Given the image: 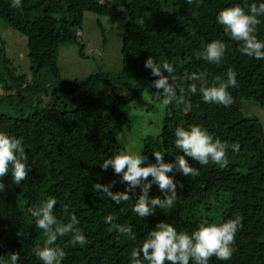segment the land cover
<instances>
[{
	"label": "trees",
	"instance_id": "1",
	"mask_svg": "<svg viewBox=\"0 0 264 264\" xmlns=\"http://www.w3.org/2000/svg\"><path fill=\"white\" fill-rule=\"evenodd\" d=\"M262 2L21 0L20 6L12 7L9 0H0V19L25 37L31 76L43 70L50 85L40 89L52 91L44 106L35 105L26 114L0 113V131L23 137L28 153L26 163L31 166L27 180L19 185L12 182L11 172L2 178L5 189L0 192V258L8 261L10 253L18 252V264H43L33 249L42 245L44 234L35 226L28 209L55 197L57 219L67 222L63 205H68L69 212L80 220L78 227L88 241L84 246L73 247L68 244L70 237H61L57 244H68L62 264H131L132 249L142 243L159 221L172 224L177 231L192 232L204 220H226L236 214L243 217V227L236 235L232 258L221 261L212 257L209 264H264V139L259 122L244 116L239 104L242 99H251L264 109V60L242 54L240 44L225 34L216 19L225 7ZM85 12L122 20L120 68L114 73H94L70 82L60 80L56 65L58 47L76 42V29ZM138 19H144V24H138ZM261 20L257 37L264 41V17ZM213 39L223 40L228 46L219 65L196 55ZM1 52L0 43V104L10 108L16 103L23 106L28 98L21 92L36 85L27 83L21 87L25 80L7 71ZM149 56L158 63L172 64L179 77L177 83L185 89L198 83L191 79L193 72L206 73L211 85L216 76L226 78L229 69L235 70L238 86L229 89L234 103L227 107L205 103L199 92L187 94L192 103L190 111L175 101L164 106L158 135L145 137L139 150L147 157L145 163H155L153 152H164L165 162H173L177 154L184 155L174 144V131L179 126L200 125L229 145L238 143L239 151L229 148L226 168L212 163L201 166L185 156L200 170V175L189 177L175 171V206L170 211L157 209L155 216L141 219L131 210L135 197L117 205L95 191L93 184L114 181L113 192L125 190L111 166L103 171L100 163L124 150L116 137L127 121L128 103L144 91L157 97L152 87L156 77L144 67ZM82 88L87 94L79 93ZM64 95L65 103L61 101ZM68 103H74V107L67 108ZM136 191L138 194L139 189ZM149 195L163 198L155 184ZM223 204L221 211L212 216ZM110 214L115 215V223L132 226L135 241H129L104 222Z\"/></svg>",
	"mask_w": 264,
	"mask_h": 264
},
{
	"label": "clouds",
	"instance_id": "2",
	"mask_svg": "<svg viewBox=\"0 0 264 264\" xmlns=\"http://www.w3.org/2000/svg\"><path fill=\"white\" fill-rule=\"evenodd\" d=\"M193 0H187L191 4ZM21 0H11L12 7H18ZM264 17V2L256 4H234L221 9L217 14V23L223 27L225 34L233 41L240 44L242 54L256 60H264V41L258 39V26ZM138 24H144V19H138ZM227 45L223 40L213 39L207 42L197 57L212 64L219 65L226 54ZM144 67L151 70V75L156 77L152 81L157 98H162L163 106L167 107L173 102L184 106L190 111L192 103L187 95L199 92L205 103L223 105L225 107L234 103L229 91L238 86L237 74L234 69H229L226 78L215 77V82L209 84L204 72H193L191 79L198 83H191L187 89L177 81L175 68L167 62L158 63L149 56ZM174 144L176 149L184 155L177 154L173 162H165L164 152H153L155 163H145L147 157L141 152L124 149L114 153L109 158L103 159L100 167L107 171L109 166L114 173L120 176V182L125 184L124 191H112L114 181L110 184L94 183L93 189L102 192L108 199L119 205L135 197L132 211L141 219L156 215V210H171L177 199V183L174 172L179 171L184 176L197 177L200 170L193 167L185 156L192 158L201 166L210 163L226 168L229 164L228 151H239V144L229 145L214 137L204 127L192 125L190 128L179 126L174 131ZM23 137L9 135L0 131V192L5 189L2 178L9 172L12 182L19 185L27 180L30 171L28 153L25 151ZM178 151V152H179ZM168 173H173L169 175ZM158 186L163 198L150 196L152 185ZM182 186V185H181ZM137 188L139 193L137 194ZM57 204L55 197H49L39 205L28 209L30 216L35 221V226L43 231L42 245H37L33 252L43 264H62L67 253L68 244L75 247L88 243L87 237L78 227L80 220L75 214L69 212L68 205H63L67 222L57 219L54 209ZM243 217L236 214L229 219L214 221L204 220L192 232L177 231L170 223L159 221L147 234V237L138 247L131 251V264H209L212 257L218 260H230L234 254L235 240L238 231L243 227ZM115 215H107L104 222L112 225L120 234L129 241L136 240V234L131 225L115 223ZM19 235V233H18ZM70 237L68 244L63 247L57 244L61 237ZM20 254L10 253L8 261L0 258V264H18Z\"/></svg>",
	"mask_w": 264,
	"mask_h": 264
},
{
	"label": "rangeland",
	"instance_id": "3",
	"mask_svg": "<svg viewBox=\"0 0 264 264\" xmlns=\"http://www.w3.org/2000/svg\"><path fill=\"white\" fill-rule=\"evenodd\" d=\"M9 2L11 3V0ZM122 33L123 22L121 19L107 15H96L91 12L83 13L82 22L76 29V42H67L58 47L56 65L59 79L70 82L83 79L94 73L118 71L121 64L119 49ZM0 43L1 55L5 58L7 71L25 80L21 87L27 83L36 85V87L27 88L26 91L21 92L28 98L26 104L20 106L16 103L12 105V108L7 104H0V113L8 115L26 114L35 105L37 107L44 106L49 101V97L52 96V91L44 92L40 88L43 85L49 86L50 80L43 77V70H40L37 76H31L25 37L2 19H0ZM80 92L87 94L85 88L80 89ZM56 96H58L57 93ZM66 100V95L61 97L63 103ZM239 104L240 111L244 116L255 118L259 122L261 135L264 139V109L251 99H242ZM73 107L74 103L67 104V108ZM163 109L162 100L145 91L139 98L131 100L127 106V121L116 137L117 142L124 149L139 152L145 137L158 135ZM222 207L224 204L219 205L213 211L212 216L218 214Z\"/></svg>",
	"mask_w": 264,
	"mask_h": 264
}]
</instances>
